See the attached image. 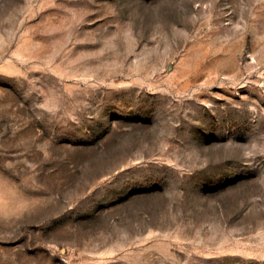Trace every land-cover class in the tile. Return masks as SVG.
<instances>
[{
  "label": "rangeland",
  "instance_id": "1",
  "mask_svg": "<svg viewBox=\"0 0 264 264\" xmlns=\"http://www.w3.org/2000/svg\"><path fill=\"white\" fill-rule=\"evenodd\" d=\"M0 264H264V0H0Z\"/></svg>",
  "mask_w": 264,
  "mask_h": 264
}]
</instances>
